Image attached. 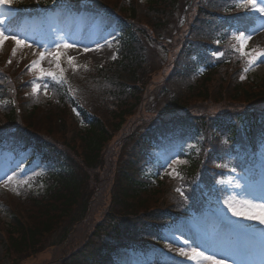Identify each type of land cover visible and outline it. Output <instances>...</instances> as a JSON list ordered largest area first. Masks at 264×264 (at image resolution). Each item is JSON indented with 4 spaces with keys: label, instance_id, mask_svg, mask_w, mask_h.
<instances>
[{
    "label": "trees",
    "instance_id": "trees-1",
    "mask_svg": "<svg viewBox=\"0 0 264 264\" xmlns=\"http://www.w3.org/2000/svg\"><path fill=\"white\" fill-rule=\"evenodd\" d=\"M83 3L119 18L115 60L75 71L69 67L65 83L50 81L49 96L44 84L31 95L26 67L11 70L13 79L7 68L17 62L0 63V150L14 156L24 152L25 164L38 161L51 169L36 178L46 187L43 194L24 185L15 197L21 206L30 205L28 213L41 215L34 222L8 214L0 199V215L10 216L4 227L9 264L36 257L56 233L51 246L63 253L47 264H123L126 254L148 256L165 243L172 226L215 214L225 194L218 181L231 169L242 174L255 165L264 144V80L241 79L247 59L231 47V34L247 32L254 20L234 7L235 0H122L116 5L48 0L40 10L32 6L33 12L18 15L35 13V21L44 23L43 12L52 14L64 5L77 10ZM180 12L188 28L167 65L165 106L148 121L137 118L117 147H110L142 110L151 77V38L168 33ZM21 19L8 22L13 34ZM217 51L224 57H214ZM162 116L169 119L154 121ZM186 133L201 136L199 153L182 149L178 157L186 163L174 177L154 153ZM104 190L108 207L99 219L91 218ZM75 234L79 242L67 250Z\"/></svg>",
    "mask_w": 264,
    "mask_h": 264
},
{
    "label": "rangeland",
    "instance_id": "rangeland-1",
    "mask_svg": "<svg viewBox=\"0 0 264 264\" xmlns=\"http://www.w3.org/2000/svg\"><path fill=\"white\" fill-rule=\"evenodd\" d=\"M122 0H107L112 5L118 4ZM48 0H13L11 6L5 5L0 8V13L4 14L5 22L0 27L8 28L7 21L15 20L19 15L18 12H33L35 8H43L46 6ZM66 7V5H64ZM77 10L63 8L59 13L52 14V19L48 24L35 23L32 24L24 15V21L17 31V36L25 39L32 44L31 48L24 46L17 47L14 40H7L4 43L3 49L0 50V63L13 65L14 60L17 63L13 68H7L10 78L13 70L15 73L24 67L28 70V76L31 78V95L37 96L39 92H33V83L42 84L47 83L48 87L50 78L38 80V72H30L29 66L31 62L38 59V54L44 51V47H50L55 51L54 44L60 42L62 39L68 43L74 44L76 47L67 50H62L61 66L64 69L73 67L68 63V57L75 58V64L79 66H101L106 62L113 61L117 58L120 23L119 18L110 17L104 14V10H99L88 3H83L77 6ZM81 11V12H80ZM95 12V13H92ZM86 12L88 14H78ZM98 12V13H97ZM182 12V11H181ZM175 15L174 21L168 33H158L157 37L151 38V45L147 46V55L149 56L152 69L150 70V84L144 96V104L140 114L135 118L129 120L128 125L121 132L114 143L110 147H117L116 144L124 137V134L129 128L135 125L137 118H146L153 113L159 112L165 105V97L162 95L165 79L167 78V65L175 58V55L180 49V44L187 30V18L182 13ZM35 16L36 14H30ZM253 16V24L250 26L247 33H252V39L248 43V49L260 48L264 49V17L259 14H249ZM147 34V30L144 31ZM7 34V33H6ZM157 42H153V41ZM150 41V42H151ZM89 48V51H85ZM13 49H16V55L13 56ZM170 50V52H168ZM35 53V55H34ZM115 57V59H113ZM45 71H52L58 73L56 62L51 55L46 54V59L42 63ZM248 78L251 82H259L264 80V57L257 61L256 65L252 66L248 72L245 73L244 79ZM22 82V81H21ZM47 87L46 94L49 96L50 91ZM40 91V90H39ZM13 92L11 97L14 98ZM213 108V107H211ZM219 109V108H214ZM212 109V111L214 110ZM153 112V113H152ZM150 115V116H149ZM169 116H162L155 118L167 119ZM53 118V117H52ZM169 119V118H168ZM243 123H247L246 119H242ZM70 134V133H69ZM71 135V134H70ZM201 136H193L188 133L182 134L175 139L174 142H168L159 147L155 153L159 165L167 167L170 174L174 177L179 166L186 162L178 157L182 149L195 151L199 153L198 145L201 144ZM116 141V142H115ZM129 147V146H128ZM264 151V144L260 147ZM126 153V151H124ZM21 157L14 158L13 154L8 151L0 150V199H4L8 207V214H19L24 221L34 222L41 215L33 212H27L26 209L30 205L21 206V202L17 201L15 197L19 193V189L28 185V188L37 194H43L46 187L44 184H37L36 178L46 174L50 167L45 164L34 162L28 165L23 164V159L26 157L25 153H20ZM18 156V155H17ZM250 167L244 168L245 175H239L238 172L232 169L229 174L218 181V187L223 189L225 196L218 199V210L215 215H206L205 218H198V222L190 225L187 222H180L171 227L164 236L165 243L158 249L152 251L148 256H139L134 254H126L123 259V264H154L158 259L160 264H192L186 257L179 255V249L188 247L184 245L183 241H189L191 246H199L201 250L206 252L213 251L219 256H222L223 264H264V224L258 221H250L232 215V212L225 205L224 201L230 198H235L240 201L247 196H255L259 198L264 194V154L256 155ZM12 176L10 183H6L7 177ZM254 180V178H256ZM103 179V178H102ZM105 179V178H104ZM240 187H237V185ZM16 200V201H15ZM109 204V195L106 190L93 204V213L91 218L99 219L103 212L107 209ZM7 213L0 215V264H9L8 254L6 253L7 242L4 231L5 225L10 223V216ZM86 226L81 227L80 230ZM74 238V239H73ZM73 242L66 247L67 250L74 249V245L79 242V234L73 236ZM58 234H54L49 239L47 248L21 264H47L50 260L59 258L63 251L57 249L52 245V242L57 241Z\"/></svg>",
    "mask_w": 264,
    "mask_h": 264
},
{
    "label": "snow or ice",
    "instance_id": "snow-or-ice-1",
    "mask_svg": "<svg viewBox=\"0 0 264 264\" xmlns=\"http://www.w3.org/2000/svg\"><path fill=\"white\" fill-rule=\"evenodd\" d=\"M13 0H0V8L5 5L11 6ZM235 8L242 9L245 13L248 14H259V16L264 17V0H235ZM5 22L4 14L0 13V25H3ZM7 33V34H6ZM252 33H247L243 30L235 31L231 34V40L235 41V44H232L231 47L235 53H238L242 58L247 59V66L244 68V72H248L250 68L256 65L257 61L260 58L264 57V49L253 48L248 49V43L252 39ZM14 40L17 47L24 46L31 48L32 44L28 43L25 39H21L10 30L0 27V50L3 49L4 43L7 40ZM216 44H219L220 41H215ZM41 47H44V51H41L38 54V59H35L31 62L29 66L30 72H38V80H44L45 78H50L56 83H65L66 79L64 76V69L61 66V56L62 50H67L70 48L76 47L74 44L68 43L66 40H61L54 44L55 51L53 52L50 47H45L43 43ZM89 48H85V51H89ZM46 54L51 55L56 62V68L59 70L58 73L52 71H45L42 67L43 61L46 59ZM12 55H16V49H13ZM35 55V53H34ZM212 55L216 58L224 57L225 53L223 51L213 52ZM115 59V57H113ZM11 63V61H9ZM69 65L73 66V70H77L79 65L75 64V58L68 57ZM241 79H244V76H241ZM47 83L44 84L45 94L47 91ZM40 85L33 83V92H39ZM217 167H226L225 165H217ZM234 171V169H233ZM13 177L9 176L6 179V183H10ZM237 187H240L238 184ZM180 191V189H177ZM181 195L183 193L181 192ZM186 198V197H185ZM225 205L232 212L233 216L250 220L258 221L261 224H264V194H261L259 198L255 196H247L240 201H236L235 198H230L229 200L224 201ZM184 245L188 247H182L179 249V255L186 257L192 264H223V257L219 256L216 252L213 251H204L201 250L199 246H191L189 241L184 240Z\"/></svg>",
    "mask_w": 264,
    "mask_h": 264
}]
</instances>
